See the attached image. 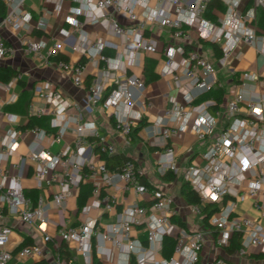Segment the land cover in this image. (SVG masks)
I'll use <instances>...</instances> for the list:
<instances>
[{
  "label": "built area",
  "instance_id": "2783aa9c",
  "mask_svg": "<svg viewBox=\"0 0 264 264\" xmlns=\"http://www.w3.org/2000/svg\"><path fill=\"white\" fill-rule=\"evenodd\" d=\"M1 1L5 5L2 23L13 29L28 25L32 15L23 7L26 0ZM210 1L157 0L158 8L162 12H159L158 8H149L139 19L136 8L145 7L148 0H87L79 5L84 18L73 19L72 23L77 27H81L85 22L101 24L105 29L121 37L125 56H131L136 52L154 53L158 50L157 41L143 34V28L150 22L167 27L176 38L188 37V32L184 28L185 23L204 22L210 28L207 35L209 41L220 44L219 61L222 64L226 63L237 40L249 43L259 53H264V27L262 33H257L254 26L256 14L264 12V0H219L225 5V14L235 24L234 28H227L224 20L220 23H211L203 19V13ZM112 9L124 10L133 25H122ZM183 17H187L188 21L186 22ZM22 45L25 53L34 54L43 63L53 64L67 72L75 86L83 85L85 63H72L55 58L60 45L57 40L54 39L49 46L39 40H27ZM102 46L98 41L94 42L99 59L107 60V56L102 53ZM9 51L0 36V59ZM176 52L184 54L180 62L174 59ZM180 65L182 71L178 73ZM160 74L170 75L178 84L182 96V101L168 96L170 104L163 111L167 120L162 122L157 131L159 140L156 143L163 147V150L158 154L155 171L164 176L168 171L173 174L179 172L172 148L167 145V139L185 127L189 113L196 111L200 115L195 135L197 139L203 140L214 133L220 110L215 109L213 114L207 111V107L214 103L213 100L193 104L195 96L188 90L194 88L199 92L206 91L217 81L213 63L200 52L196 50L185 52L181 45L171 47ZM182 76L187 80V86L182 84ZM20 77L21 75L17 74L12 81L3 85L10 87L13 81ZM251 78L264 87V76L251 75ZM245 83L244 81L242 84ZM144 88L145 83L140 76L129 74L123 78L117 77L114 80V87L105 98H102L101 90L91 84L88 87L87 98L90 106L100 104L104 109L110 110L123 104L127 108L125 117H115L114 127L128 143L132 127L142 117L141 111H133L132 106L137 105L141 109L150 106V102L144 98ZM34 92L49 106L38 107L32 110L30 115L50 113L52 115L50 126L55 128V131L47 132L37 126L23 129L34 135L33 145L16 163L10 164L14 169V172L10 173L5 163L16 151L22 129L16 126V115L3 111L0 105V117L5 116L12 123L0 137V220L6 215L14 216L26 225L34 227L43 242L53 240V236L47 231L49 219L42 197L38 196L35 204H32L20 184L22 168L26 162H30L36 188L44 189L52 184L58 185L51 198L58 208L65 209L68 197L82 182L91 183V199L81 207L78 224L62 226L57 231L62 241L72 244L75 250L86 254V264H90L92 239L108 241L113 247L122 249L129 259V264L132 259L133 264L199 262L206 240L204 232L202 230L188 232L181 229L174 235L177 224L171 220L176 213L173 195L162 188L148 187L143 182L146 170L137 164L135 158L126 157L120 167L114 170L110 169L103 159L90 158L88 155L90 147L86 145L89 142L98 144L100 152L107 155L116 151L113 144L99 136L92 122H81V116L72 119L76 123L74 146L67 145L54 152L49 146L44 145L45 141L59 140L67 129L70 121L69 117L64 115L67 101L60 88L48 80L36 83ZM11 98L14 100V95ZM6 102L9 103V100ZM240 102H245L247 117L233 116L239 110ZM226 111L233 118L226 127L215 134L211 144L202 154V162L183 167L181 173L183 180L199 197V204H190L192 214L202 213L206 203H215L217 206V210L208 218V222L215 229L214 245L219 249L213 257L212 264H248L229 260L225 247L228 246L232 233L238 232L241 245L235 253L246 255L248 247H254L259 249L257 253L264 256V136L259 137L256 133V121H264V111L259 104V97H250L246 100L240 92L234 93L227 101ZM157 121L160 123L162 119L159 118ZM247 178L250 181L247 191L239 192L235 185ZM109 189L114 191L133 189L137 196H146L147 201L141 202L137 199L118 208L115 196ZM245 197H251L252 206L257 211L256 217H249L236 211L237 201ZM92 210L99 213L92 216L90 214ZM111 212H114L113 218L102 224L100 222L102 216ZM135 228L144 235V242L133 237L132 231ZM11 231L10 225L0 222V264H8L12 258L22 259L41 255V246L36 243L23 245L15 250L9 249L7 242ZM166 235L175 236L173 254L161 257L160 246ZM174 254H182L183 259L175 258Z\"/></svg>",
  "mask_w": 264,
  "mask_h": 264
},
{
  "label": "crops",
  "instance_id": "0c3cea01",
  "mask_svg": "<svg viewBox=\"0 0 264 264\" xmlns=\"http://www.w3.org/2000/svg\"><path fill=\"white\" fill-rule=\"evenodd\" d=\"M85 1L87 0H26L23 7L29 10L32 15L28 25L13 29L9 25L0 23V36L3 38L6 47L10 49L8 54L0 59V68H10L15 71V74L8 81L0 77V105L3 111L16 115V126L22 129L18 147L9 161L5 163V166L10 173H13L14 169L10 164L16 163L19 157L25 155L32 147L34 135L28 130L23 131V129L29 128H23V126L28 121L32 110L41 106H49L34 92L36 83L48 80L54 86L60 88L63 97L66 99L67 107L64 115L69 117L70 121L59 140L54 142L45 141L44 145L49 146L54 152L63 149L67 145L74 146L76 139L74 128L76 123L72 119L81 116V122H92L99 136L115 146L116 151L109 154L110 156L121 154L122 156L135 158L137 164L146 170L144 182L169 191L173 195V207L176 212L173 216L179 217L184 223L183 226H180L174 222L177 224L174 235H177L181 229H185L188 232L202 230L206 240L202 248L199 264H212L214 255L219 251L214 245L215 229L209 222L205 223L202 221L203 213L192 214L190 212V204L185 202L180 193V187L184 181L181 170L191 163L199 164L202 162V154L211 144L215 134L226 127L233 116L247 117L245 102H240L239 110L233 116L226 111V103L234 93H242L246 100L250 97H259V104L262 105L264 111V87L251 78V75L256 77L264 76V53H259L249 43L237 40L226 63L222 64L219 61L221 56L220 44L213 43L207 38L210 29L209 25L204 22L190 24L187 22V17H183L187 22L184 24V28L188 32L187 38H176L167 27L152 22L146 23L143 28V34L157 41L158 50L154 53L136 52L131 56H125L121 37L115 35L109 29H105L101 24L85 22L81 27H77L72 23L73 19L84 18V15L80 12L79 5ZM158 7L157 0H148L147 5L145 7H137L136 12L139 15V19H141L149 8ZM225 10L223 3L219 0L218 2L215 1L207 7L203 13V19L211 23H220L221 20H224L227 28H234L235 24L226 16ZM158 11L162 12L160 8H158ZM112 12L122 25H133L124 10L115 11L112 9ZM262 16H264V12L256 14L257 18L254 26L257 33L263 32L264 21L261 22ZM54 39L60 43L58 50L60 58L72 63H85L86 73L82 86H75L67 72L56 68L53 64L43 63L34 54H28L23 51L22 44L24 41L39 40L42 44L49 46ZM97 41L103 45L102 53L107 56V60L99 59L94 47V42ZM213 44H216L220 49L219 54L213 48ZM178 45H181L185 52L191 50L200 52L213 63L217 77L213 88L210 91L202 92L194 88H189L188 90L195 96L193 104L213 100L214 103L207 107V111L213 114L215 109H219L220 115L217 118L214 133L203 140H199L195 135V127L200 123V115L196 111L189 113L185 127L167 139V145L172 148L179 172L174 174L172 180H165L163 176L155 171L158 154L163 150V147L156 143L159 140L157 131L162 126V122L167 120L164 118L163 111L170 104L168 96L174 97L177 101H182V96L179 92L178 84L170 75L160 74V70L165 62L168 50ZM183 56L184 54L176 52L174 59L180 62ZM181 71L182 66L180 65L178 73H181ZM147 72L153 75V79L144 82L143 95L150 102V106L143 109L137 105L132 106L133 111H141L142 117L132 127L131 138L126 143L114 127V120L116 116L125 117L127 108L123 104H119L110 110L104 109L100 104L90 106L87 98L88 87L91 84L96 85L101 90L102 98H105L114 87V80L117 77L123 78L125 75L135 74L145 81ZM17 74H20L21 77L13 81L10 87L3 85L12 81ZM244 81L246 82L245 85L242 84ZM181 82L187 86V80L183 76ZM219 87L224 89V95L219 103L214 106L215 95ZM13 95L15 98L11 100ZM7 100H9V103L6 102ZM11 104H15L17 109L22 108L25 112H19L17 109H6V106ZM30 116H34L44 123V125L37 127L47 132L55 131V128L50 126L52 117L50 113ZM159 118L162 119L160 123L157 121ZM11 125L12 123L5 116L0 117V137ZM256 133L259 137L264 136V121H256ZM86 145L90 147V153L88 152L90 158L93 160L102 159L98 144L89 142ZM110 163H113V161ZM58 167L57 169L60 168ZM19 180L23 191L34 188L37 191V197H42L49 219L47 231L53 236V240L43 242L41 235L34 227L26 225L14 216L6 215L0 222L8 224L12 228L7 242L9 249L15 250L23 245L34 243L40 245L42 249L41 255L22 259L12 258L8 264H34V262L42 259L47 264H86V254L75 250L72 244L65 242L66 247L70 251L68 261L63 257L64 252L59 256L54 251V248L62 243V240L58 239L57 235L59 227L78 224L81 207L91 199V183L88 181L82 182L78 188L74 189L73 194L68 197L65 209H61L56 207L51 199L52 193L58 189V185L52 184L44 189L36 188L32 178V165L30 162L24 164ZM249 183V178H247L245 181L236 184L235 188L239 192H246ZM109 191L115 196L118 208L137 199L141 202L147 201L146 196H137L133 189L116 191L109 189ZM236 211L249 217H256L257 215L256 209L252 206L251 197L238 200ZM98 213L99 211L97 210L90 212L92 216H96ZM113 213L104 214L100 222L103 224L111 220ZM132 235L144 242V235L138 229H133ZM170 236L175 240V236ZM173 245L174 243H168L163 246V243H161L159 256H171L173 254ZM250 249L251 247H248L246 255H239L233 252L231 254L226 253V257L234 263L264 264V256ZM63 251H65L64 248ZM107 251H109L108 254H106ZM89 256L90 259L91 256H94L99 261V264H129V259L122 249L113 247L108 241L92 239ZM174 257L179 260L183 259L182 254H174Z\"/></svg>",
  "mask_w": 264,
  "mask_h": 264
},
{
  "label": "trees",
  "instance_id": "16d2710c",
  "mask_svg": "<svg viewBox=\"0 0 264 264\" xmlns=\"http://www.w3.org/2000/svg\"><path fill=\"white\" fill-rule=\"evenodd\" d=\"M215 1L218 2V0H211L207 4L206 9L209 5L213 4ZM4 14H5V5L0 0V17H3ZM262 21H264V16H262V18H261V22ZM213 48L216 50L217 54H219L220 49L218 48V46H216V44H213ZM55 58H60V56L57 55V56H55ZM14 74H15V71L11 70L10 68H0V77L5 81H8ZM151 79H153V75L147 72L146 79L144 82H148ZM212 88H210L206 91H210ZM223 95H224V89L219 87L217 89V94L215 95V105L214 106H216L219 103V101L222 99ZM6 109L16 110L17 108H16L15 104H11V105H7ZM17 110H19V112H25L22 108L17 109ZM41 125H44V123L41 122L40 119L29 115L28 121L23 126V128L33 127V126H41ZM100 156L105 161L106 165L108 167H110V169H112V170L119 168L120 165L122 164V161L126 158V156H122L121 154L110 156V155H107V154L102 153V152H101ZM111 161H113V163H110ZM120 162H121V164H120ZM163 177L165 180H172L174 178V174L171 171H168ZM143 182H144V180H143ZM144 183L148 187L152 186L150 184H147L146 182H144ZM24 193L30 197L32 204H35L36 199H37L36 189L30 188L28 190H24ZM180 193H181V195H182V197L186 203H188V204H199L200 201H199L198 195L190 188L189 184L186 181L182 182L181 187H180ZM215 210H217V206L215 203H206L202 209V213L204 214L202 217V221L205 223H208L209 216ZM171 220L173 222H176L180 226L184 225L183 221L177 216H172ZM172 238L173 237L168 236V235L164 236L162 239L163 246H165L168 243H174L175 240ZM240 245H241L240 244V234L238 232H234V233H232V235L230 237L228 246L225 247V252L228 254H231V253L235 252L237 249H239ZM63 248L65 249V251H63ZM54 251L59 256H61L62 252H64L63 257L65 258L66 261H68V259L70 258V251L66 247V244L64 241H62V243L60 245H58V247L54 248ZM34 264H47V262L44 259H42V260H38V261L34 262ZM90 264H99V261L94 256H91ZM130 264H133V259L131 260ZM195 264H199V262H197Z\"/></svg>",
  "mask_w": 264,
  "mask_h": 264
},
{
  "label": "rangeland",
  "instance_id": "374dc122",
  "mask_svg": "<svg viewBox=\"0 0 264 264\" xmlns=\"http://www.w3.org/2000/svg\"><path fill=\"white\" fill-rule=\"evenodd\" d=\"M58 239H60V237L58 236ZM251 251H254V252H258V248H254V247H251V249H250Z\"/></svg>",
  "mask_w": 264,
  "mask_h": 264
},
{
  "label": "water",
  "instance_id": "95a60500",
  "mask_svg": "<svg viewBox=\"0 0 264 264\" xmlns=\"http://www.w3.org/2000/svg\"><path fill=\"white\" fill-rule=\"evenodd\" d=\"M2 22V17H0V23Z\"/></svg>",
  "mask_w": 264,
  "mask_h": 264
}]
</instances>
